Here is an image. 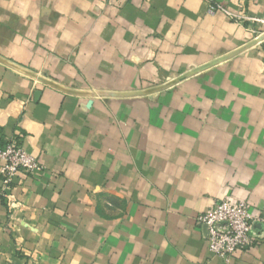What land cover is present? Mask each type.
<instances>
[{"label":"crops","instance_id":"1","mask_svg":"<svg viewBox=\"0 0 264 264\" xmlns=\"http://www.w3.org/2000/svg\"><path fill=\"white\" fill-rule=\"evenodd\" d=\"M253 28L264 0H0V148L43 167L0 175V264H224L198 215L264 217ZM231 264H264V221Z\"/></svg>","mask_w":264,"mask_h":264},{"label":"built area","instance_id":"2","mask_svg":"<svg viewBox=\"0 0 264 264\" xmlns=\"http://www.w3.org/2000/svg\"><path fill=\"white\" fill-rule=\"evenodd\" d=\"M209 11L212 14L222 12L242 25L256 21L231 13L225 6L217 3H213ZM252 33L255 40L264 39V30L253 28ZM0 161L3 163L0 166V175L4 190L13 186V181L19 172L33 175L43 170L40 163L16 140L0 148ZM260 221H264V217L251 213L247 202L230 197L219 201L196 218L197 226L204 229L211 253L222 258L224 264H231L237 252L246 251L253 244V229Z\"/></svg>","mask_w":264,"mask_h":264},{"label":"water","instance_id":"3","mask_svg":"<svg viewBox=\"0 0 264 264\" xmlns=\"http://www.w3.org/2000/svg\"><path fill=\"white\" fill-rule=\"evenodd\" d=\"M258 41V40H257Z\"/></svg>","mask_w":264,"mask_h":264}]
</instances>
